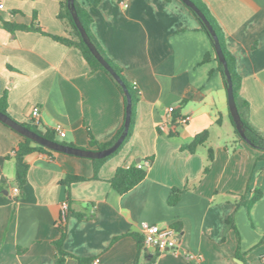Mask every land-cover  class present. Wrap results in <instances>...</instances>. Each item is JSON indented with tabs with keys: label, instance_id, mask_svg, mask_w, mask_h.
Instances as JSON below:
<instances>
[{
	"label": "crops",
	"instance_id": "1",
	"mask_svg": "<svg viewBox=\"0 0 264 264\" xmlns=\"http://www.w3.org/2000/svg\"><path fill=\"white\" fill-rule=\"evenodd\" d=\"M60 1L0 0V18L66 37ZM77 1L91 14L95 37L138 90L134 129L98 178L89 158L36 151L26 157L27 182L19 187L12 151L23 137L0 122V264H55L64 202V264H80L78 257L91 259L88 264H264V160L237 139L218 61L212 54L202 62L213 49L199 21L181 0ZM202 1L236 57L248 120L264 133V0ZM5 92L12 118L35 124L38 107L40 130L61 126L65 134L55 132L57 139L84 149H97L89 145L90 133L110 141L125 119L119 88L104 71L92 72L78 48L36 31L12 33L0 22V97ZM187 116L186 124L176 121ZM204 132L195 152L182 149ZM145 161L147 175L134 188L121 194L112 187L119 167ZM67 175L86 180L66 186ZM176 189L180 200L171 205ZM257 189L263 195L248 214L238 202ZM229 217L236 229L227 226ZM144 222L178 225L180 248L139 250L134 234L143 236ZM187 251L196 258L188 259Z\"/></svg>",
	"mask_w": 264,
	"mask_h": 264
},
{
	"label": "trees",
	"instance_id": "2",
	"mask_svg": "<svg viewBox=\"0 0 264 264\" xmlns=\"http://www.w3.org/2000/svg\"><path fill=\"white\" fill-rule=\"evenodd\" d=\"M192 1L204 13L206 18L208 19V21L212 25V27H213V29H214V31H215L218 39H219L222 51L225 55V58H226V61L228 64V68H229L231 76H232L234 95H235V99H236V103L238 106L239 113H240L242 121L244 123L245 134H246L247 140L244 139L241 136V134L238 132L237 128L235 127V123L233 121V118L231 116L232 123H233L234 128H235L237 139H238V141L244 142V143L248 144L249 146L260 151V153H261L260 159L264 160V133L260 132L257 128H255L248 120L246 111L249 107V104L246 100L242 99V97L240 95L241 88H242V77H241V74L239 73L238 68H237L236 57L228 49V47L226 45L225 33H224L222 27L220 26L218 20L216 19V17L210 12L208 6L202 0H192ZM182 3H184V2L182 1ZM184 5H186V4L184 3ZM75 6H76V11L78 13V16H79L84 28L86 29L89 37L91 38L92 42L95 44V46L97 47L99 52L102 54V56L106 59V61L111 65V67L114 69V71L120 76L121 80L127 86L129 93L131 95V98H132L133 112H132L131 125L129 128L128 135H127L125 141L123 142V144L121 145V147H122L124 145V143H126L129 140V138L132 135L133 129H134L135 109H136V104L138 101V90L136 89L135 86H133L126 79L122 68L109 57V55L107 54L105 49L102 47V45L100 44L98 39L93 34L92 28H91L93 18L91 16V14L89 13V11L86 10L85 8H83L82 6H80V4L78 3L77 0H75ZM188 9L193 13V15L199 21L201 30H203L207 34V36L209 37L210 42L212 44L213 50L210 52H207L204 55L202 62L210 61L213 57L212 54H214L216 60L218 61L217 70L221 73V75L224 79V83L227 87L228 84H227V77H226L225 70H224V65L222 62H220L218 55L216 53L214 37L212 36L209 29L207 28V26L202 21V19L198 16V14L193 9H191L190 7H188ZM35 18H36V16H35ZM58 18L61 19L62 21H64V23L67 25V27L69 29V35L66 37L48 33L45 30H43V28L39 25L15 24V23H11L8 21H4L1 18H0V22L3 24V26L8 31H10L12 33H14L16 30L36 31V32H40L44 35H48V36L52 37L54 40L59 41V42L65 44L67 46H74V47L78 48L82 52L86 61L88 62L92 72L104 71L105 73H107L111 77V79L114 81V83L119 88L120 92L122 93V95L124 97V104H125V109H126L127 98L125 96V93H124L122 86L112 76V74L109 73V71L102 65V63L94 56V54L90 51L89 47L83 41L81 33H80L79 29L77 28V26L74 22L72 13L70 11L69 0H61L60 1V9L58 12ZM8 107H9L8 95H7V92H5L0 97V112L7 114V115H10L8 113ZM0 122H2V121H0ZM124 122H125V119H124ZM2 123L5 124L4 122H2ZM22 124L25 125L26 127L30 128V129H32L33 131L37 132L38 134L50 139V140L60 142L57 139L56 133L54 130L47 129L46 131H43V130H40L38 128V126L33 124V123H22ZM6 126H8V125H6ZM123 130H124V123L118 129V131L115 133L114 137L110 141H107V142L97 141L93 137V135L90 133L89 145H90V147H96L97 149L107 148V147L111 146L119 138V136L121 135ZM21 136L23 137V140L17 146L16 153L14 155V160H15V164H16V182H17V185L19 187L25 186V184L27 182L29 163L27 162L26 157L28 155H30L31 153L36 152V151L47 152V153H55L56 152L54 150H51L49 148H46V147L36 143L32 139H29L23 135H21ZM206 136H207V132H204V133L196 136L195 139L192 141V143L182 146V149L189 150L191 152H195L196 149L200 145L204 144ZM62 143L76 147V145H74L73 143H67L65 141H63ZM121 147L116 152H114L113 154H111L107 157L98 158V159L89 158L93 161V164H94V176H93L94 178H98V172H99L102 164H104V162H106L110 157H112L114 154H116L121 149ZM212 160H213V152H212V150H209L208 162H210ZM207 169H208V166H206L205 170H207ZM146 175H147V168H140V167H138L137 164L130 166V167H127V168L119 167L116 170L114 176L110 179V183L115 190H117L119 193L123 194V193L128 192L132 188H134L137 184H139L146 177ZM82 180H86V178L81 177V176H76V175H67L62 180V183L66 186H70L71 183L77 182V181H82ZM180 194H181V190H179V189L174 190L173 194L168 199L169 204H171V205L176 204L180 200ZM262 195H263L262 190L257 189L255 191L254 195L250 199H245V197L243 196L241 198V200L238 202V205L244 206L245 209L247 210L248 214H249L252 205L256 201H258L262 197ZM79 217L82 218L83 215L79 214ZM66 219H67V216L64 220H61L58 223V229L60 231V238L56 242L57 258L58 259H57L55 264H64L66 261V256L68 255V253L63 248V242H64V239L66 237V226H65ZM226 224L228 227L236 229L233 217H229ZM171 227H173L177 230H180V227L178 225H172ZM134 237L136 238V240L138 242V247L140 250L143 246V236L134 234ZM262 243H264V237L262 239ZM237 256H238V258L245 260L244 254L241 253L240 250L237 252ZM78 260H79L80 264H88L91 261V259H89V258H80V257H78Z\"/></svg>",
	"mask_w": 264,
	"mask_h": 264
},
{
	"label": "water",
	"instance_id": "3",
	"mask_svg": "<svg viewBox=\"0 0 264 264\" xmlns=\"http://www.w3.org/2000/svg\"><path fill=\"white\" fill-rule=\"evenodd\" d=\"M188 7L193 9L198 16L202 19L204 24L207 26L209 29L210 33L214 37L215 40V50L218 55V58L220 62L223 63L224 65V70L225 74L227 77V92H228V100H229V108H230V113L233 118V121L235 123V127L237 128L238 132L241 134V136L247 140L246 134H245V127L244 123L242 121L241 115L238 110V106L236 103L235 95H234V90H233V82H232V76L230 73V70L228 68V64L225 58V55L222 51L219 39L204 15V13L198 8V6L192 1V0H182ZM69 8L72 13L74 22L79 29L83 41L86 43V45L89 47L90 51L94 54V56L102 63V65L109 71V73L112 74V76L119 82V84L122 86L125 96L127 98V104H126V113H125V122H124V130L119 136V138L109 147L104 148V149H84L80 147H75L71 145L64 144L62 142L50 140L37 132L33 131L32 129L26 127L22 123L18 122L14 118H12L10 115L4 114L0 112V121L4 122L6 125L14 129L16 132L20 133L21 135L32 139L36 143L49 148L51 150H54L56 152H61V153H66L69 155H74V156H79V157H86V158H91V159H98V158H104L107 157L114 152H116L123 142L125 141L129 128L131 125V120H132V112H133V102L131 95L129 93V90L127 86L124 84V82L121 80L120 76L114 71V69L111 67V65L106 61V59L102 56V54L99 52L95 44L92 42L91 38L89 37L86 29L84 28L78 13L76 11V6H75V0H69Z\"/></svg>",
	"mask_w": 264,
	"mask_h": 264
},
{
	"label": "built area",
	"instance_id": "4",
	"mask_svg": "<svg viewBox=\"0 0 264 264\" xmlns=\"http://www.w3.org/2000/svg\"><path fill=\"white\" fill-rule=\"evenodd\" d=\"M0 7H2V4H0ZM174 109H175L174 107H170L168 109L170 117L172 116ZM32 116L34 119V123L39 124L40 123V109L38 107H35L33 109ZM188 120H189L188 116L179 117L176 119L178 123H182V124H186ZM166 127L167 125L164 123L160 126V128L163 130L166 129ZM54 131L61 136L65 134L61 126H56L54 128ZM15 153H16V149L12 151V155H15ZM149 165H150V161H145L143 163H139L138 167L147 168ZM18 191H19L18 187H15L14 192L17 193ZM62 211H63L62 220H64L69 211V205L67 202H64L62 204ZM142 234H143V246L146 248H155L159 251L178 250L180 248V239H181L180 230H177L171 226L161 227L157 224H150V223L144 222L142 224ZM184 254L188 259L196 258L195 254L191 252L187 251V252H184Z\"/></svg>",
	"mask_w": 264,
	"mask_h": 264
}]
</instances>
